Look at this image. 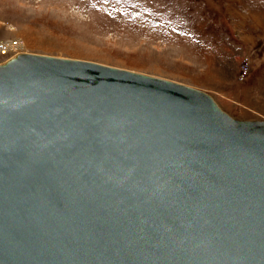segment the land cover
<instances>
[{
	"label": "water",
	"instance_id": "95a60500",
	"mask_svg": "<svg viewBox=\"0 0 264 264\" xmlns=\"http://www.w3.org/2000/svg\"><path fill=\"white\" fill-rule=\"evenodd\" d=\"M0 264H264V121L160 78L8 58Z\"/></svg>",
	"mask_w": 264,
	"mask_h": 264
},
{
	"label": "rangeland",
	"instance_id": "374dc122",
	"mask_svg": "<svg viewBox=\"0 0 264 264\" xmlns=\"http://www.w3.org/2000/svg\"><path fill=\"white\" fill-rule=\"evenodd\" d=\"M15 39L22 53L168 80L264 121V0H0V41Z\"/></svg>",
	"mask_w": 264,
	"mask_h": 264
},
{
	"label": "built area",
	"instance_id": "2783aa9c",
	"mask_svg": "<svg viewBox=\"0 0 264 264\" xmlns=\"http://www.w3.org/2000/svg\"><path fill=\"white\" fill-rule=\"evenodd\" d=\"M22 50V43L21 41L9 40V41H0V54L5 55L8 52H13L11 56H15L17 54H21ZM10 58V57H9Z\"/></svg>",
	"mask_w": 264,
	"mask_h": 264
},
{
	"label": "bare ground",
	"instance_id": "6f19581e",
	"mask_svg": "<svg viewBox=\"0 0 264 264\" xmlns=\"http://www.w3.org/2000/svg\"><path fill=\"white\" fill-rule=\"evenodd\" d=\"M217 105V104H216ZM218 106V105H217Z\"/></svg>",
	"mask_w": 264,
	"mask_h": 264
}]
</instances>
